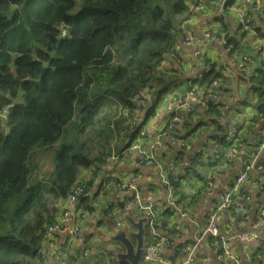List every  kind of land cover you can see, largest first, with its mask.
I'll list each match as a JSON object with an SVG mask.
<instances>
[{"label":"trees","instance_id":"1","mask_svg":"<svg viewBox=\"0 0 264 264\" xmlns=\"http://www.w3.org/2000/svg\"><path fill=\"white\" fill-rule=\"evenodd\" d=\"M194 1L0 0V264H41L46 226L81 171L134 125L141 91L153 109L180 83L167 52ZM255 69L245 83L264 119V68ZM218 78L209 65L198 87L210 92ZM224 105H204L218 126Z\"/></svg>","mask_w":264,"mask_h":264},{"label":"crops","instance_id":"2","mask_svg":"<svg viewBox=\"0 0 264 264\" xmlns=\"http://www.w3.org/2000/svg\"><path fill=\"white\" fill-rule=\"evenodd\" d=\"M251 4L243 6L241 2L244 10L251 11L256 26L260 28L257 39L241 29L231 11L226 10L221 15L225 8H220L218 0L205 3V7L196 13L189 25L195 37L194 42L183 46L178 39L173 46L175 57L166 63L179 70L180 83L173 86L155 108L144 106L133 117L134 125L129 121L128 131L123 127L108 154L114 156V172L123 177L136 176L144 199L150 201L157 212L158 229L172 240L163 254L175 258L177 263L255 264L258 261L264 264V250L258 252L257 249V238L264 227V119L257 112L252 113L256 97L245 83L256 67L262 65L264 68V0H253ZM206 29L225 33L233 49L227 52L218 43L205 41L203 32ZM241 55H250L253 59L247 72L238 69ZM209 65L220 72L218 85L222 90L218 101L225 105L219 112V126L208 118L206 109L196 107L194 113L186 114L183 122L176 127L187 141L186 146L179 147L163 134V128L171 117L166 102L171 97L182 98L189 88L197 87ZM145 98L151 102L149 95ZM235 125L240 136L249 140L251 146L247 156L242 155L239 160L224 165L222 155L226 145L230 144L226 136ZM139 128L145 134L143 143H154L160 162L165 167L173 166L171 192L152 166L144 165L136 152L128 150L130 139L140 137ZM257 146L261 147L258 159L262 167L249 172L251 181H245L233 189L234 202L219 212L217 226L222 240L218 246H214L205 230L207 216L218 194L231 190L235 175ZM104 173V163L91 165L81 171L79 182L86 184L89 191L79 198L78 206L92 211L93 215L69 219L61 225L47 239V252L42 264H56L57 258L63 264H73L82 249L91 250L90 260L84 264H95L97 260L100 262L101 255H114L112 264H120V261L128 264L125 260H117L116 254L124 251V248L110 238L116 229L134 231L124 219V212H128L135 220L145 214L127 210L124 197ZM211 174L214 175V185L207 188L205 181ZM242 193H246L249 199L241 198ZM240 206L246 209L245 217ZM73 221L81 224V232L76 239L69 232ZM117 222L121 224L117 225ZM145 226L146 243H151L152 229ZM245 235L250 239L243 238ZM181 247H187V251L179 253ZM224 249L233 258L227 257ZM142 263L149 264L143 260Z\"/></svg>","mask_w":264,"mask_h":264},{"label":"built area","instance_id":"3","mask_svg":"<svg viewBox=\"0 0 264 264\" xmlns=\"http://www.w3.org/2000/svg\"><path fill=\"white\" fill-rule=\"evenodd\" d=\"M208 0H195L194 2H190L188 5V9L186 15L181 19L178 24V39L180 40V44L183 46L190 45L194 42L195 37L190 29L189 25L194 19L197 12L201 11L205 7V3ZM228 0H218L220 8L224 9L225 4ZM253 0H241L244 5H252ZM243 6L237 10L234 14V17L237 21H241V29L246 32L248 35L252 36L253 38L257 39V26L254 21V17L249 10H244ZM227 35L225 33L212 31L206 29L203 32V39L205 41H213L221 45L227 52L231 51V46L227 44ZM175 57V51L171 50L167 52V59H172ZM251 57L242 58L240 57L241 61L250 60ZM250 67L243 68L240 70L241 72H247ZM211 87L214 90L207 92L205 88L199 87H191L189 88L182 98L180 97H171L166 102V109L171 114L169 121L163 128V134L168 136L169 139L175 143L179 147H184L187 144V141L184 137H182L179 132L177 131L176 127L178 124L183 122V116L190 113L193 107L196 105L198 107L204 108V105H207V101L209 98L217 100L219 99L220 89L218 85V81H213ZM146 91L144 89L142 92ZM141 92V93H142ZM140 93V94H141ZM137 98V106L133 110V115H137L143 105H145L146 101L145 98L140 95ZM234 127V126H232ZM231 127V128H232ZM235 132L238 134L236 135L230 142L234 141V143H230L229 147L230 150L224 151V165L227 163L233 162L234 160H239L242 155L247 156V151L251 146V143L247 139L241 140L239 137V130L235 129ZM140 137L133 140L128 150L132 152H136L140 158L141 163L147 166H152L159 174L162 183L169 189L171 192L172 187V180H171V173L173 171L172 165H166V167L160 162V160L156 156L155 152V144H146L143 143L144 132L141 130L139 133ZM260 146H257L255 152L250 154L249 159L243 162L242 167L237 172L238 177L236 180V187H239L245 181H251L249 178V172L255 168H261V164L259 163V153H260ZM114 156H106L104 158V168H105V176L109 178L117 191L124 197L125 201V208L127 210H134L137 213L145 214L146 221L145 224L152 229L157 224L156 216L157 212L153 208V204L145 200L141 190L137 184V178L134 175H128L126 177L121 176L113 171L112 162ZM102 163V164H103ZM98 166L99 164L96 163ZM252 183V182H251ZM214 185V175L211 174L205 181V186L210 188ZM89 191L88 186L84 183H75L73 184L67 195L62 203L61 210L56 216V219L48 224L45 229V238L43 241V248H42V257H41V264L45 261L46 252L45 251V244L47 239L61 226L64 225L69 219L76 218L83 219L85 217H92L93 212L82 207L78 206L79 198L85 195ZM241 198L248 200L249 196L246 193L241 194ZM234 202V197L232 194L226 193L220 195V201L218 202L215 210H213L207 217L206 221V232L211 236L212 244L214 246H218L221 242V236L219 235V230L217 226V218L218 212H220L225 206H230ZM238 205V204H236ZM243 211V217L246 215V209L243 206L239 207ZM120 222H117V225H120ZM69 232L73 238H78L81 232V224L79 222L73 221L72 225L70 226ZM261 234H264V227ZM153 242L147 243L144 246V250L142 253V260L147 263H155V264H185L184 262L177 263L175 258H168L164 256L163 251L166 247L172 244V240L168 235L160 230L154 232L153 235ZM245 239H250L248 235L243 236ZM264 244V243H263ZM90 249H82L79 254L77 260L73 264H84L85 262L90 260ZM187 251V247H183V249L179 252ZM224 253L227 257L233 258L230 252L224 249ZM176 258H178V254H176ZM100 263L99 264H112L114 261V255L100 256ZM56 264H63L59 258H57Z\"/></svg>","mask_w":264,"mask_h":264},{"label":"water","instance_id":"4","mask_svg":"<svg viewBox=\"0 0 264 264\" xmlns=\"http://www.w3.org/2000/svg\"><path fill=\"white\" fill-rule=\"evenodd\" d=\"M123 217L134 231L127 232L123 229H116L115 234L111 236V240L119 242L124 248V251L116 254L117 260H125L129 264H143L141 261L145 244V232L147 230L144 224L146 217H140L135 220L128 212H124Z\"/></svg>","mask_w":264,"mask_h":264},{"label":"bare ground","instance_id":"5","mask_svg":"<svg viewBox=\"0 0 264 264\" xmlns=\"http://www.w3.org/2000/svg\"><path fill=\"white\" fill-rule=\"evenodd\" d=\"M240 7H241V0H237L236 3L232 4L231 6H229V7H227V8H228V10L231 11L232 14L234 15ZM224 10H225V9H224ZM224 10L222 11V13L224 12ZM237 23H238L239 26L241 27V25H242L241 21H237ZM221 33H223V32H221ZM241 56H242V58L251 57L250 55H241ZM252 61H253V59H252V57H251L250 60H246V61H241V62H239L238 69H239V70H242L243 68L245 69V68H247V67H251V63H252ZM236 127H237V126L235 125V126L232 127L231 129H229V138H228L229 140H232L236 135H238V134L235 132ZM231 143H234V141H232ZM228 150H230V147H229V149H227V151H228ZM237 177H238V174L235 175V178H234L233 183H232L231 190H229V191H225V192H220V193L218 194V196H217V200L215 201V204H214L213 209L211 210V212H212L213 210H215V208H216L218 202L220 201V195H222V194H226V193H229V194H232V195H233V193H234V190H233V189H235V187H236V180H237ZM211 212H210V213H211ZM210 213H209V214H210ZM209 214H208V215H209ZM218 214H219V212H218ZM207 217H208V216H207ZM157 231H159V229H158V226L155 225L154 228H153V231H152V236L154 235V232H157ZM144 239H145V238H144ZM258 241H259V242H258ZM257 242H258L257 249H258V250L264 249V244H263V243H264V234H261V236H259V238H257ZM144 243L147 244V243H146V239L144 240ZM148 243H149V242H148ZM182 249H183V247L179 248L178 252H180ZM141 262H142V261H141ZM127 263H128V262H127ZM128 264H129V263H128Z\"/></svg>","mask_w":264,"mask_h":264},{"label":"clouds","instance_id":"6","mask_svg":"<svg viewBox=\"0 0 264 264\" xmlns=\"http://www.w3.org/2000/svg\"><path fill=\"white\" fill-rule=\"evenodd\" d=\"M186 12H187V11H186ZM168 60H170V59H168ZM168 60H167V61H168ZM215 81H219V79H218V80H215ZM197 87H198V86H197ZM220 88H221V87L219 86V89H220ZM145 89H146V91L142 92V91L144 90V89H143V90L141 91L142 93H141L140 95H142L144 98H145L146 95H149V96L151 97V95H150L148 89H147V88H145ZM167 93H168V92H167ZM219 96H220V94H219ZM217 100H218V99H217ZM145 101H146V103H145V105H143V107L146 106V105H149V104H150V100H149V99H146V98H145ZM143 107H142V108H143ZM3 114H4V117L2 116ZM6 114H7L6 109L0 110V119H4V118H6ZM134 116H136V115H133V117H134ZM140 131H141V129H140ZM140 131H139V133H140ZM132 141H133V140H132ZM132 141H131V142H132ZM129 145H130V144H129ZM128 147H129V146H128ZM105 157H106V156H105ZM103 161H104V159H103ZM101 164H102V163H101ZM143 250H144V249H143Z\"/></svg>","mask_w":264,"mask_h":264},{"label":"rangeland","instance_id":"7","mask_svg":"<svg viewBox=\"0 0 264 264\" xmlns=\"http://www.w3.org/2000/svg\"><path fill=\"white\" fill-rule=\"evenodd\" d=\"M2 116L4 117V114ZM223 161H224V159H223Z\"/></svg>","mask_w":264,"mask_h":264},{"label":"flooded vegetation","instance_id":"8","mask_svg":"<svg viewBox=\"0 0 264 264\" xmlns=\"http://www.w3.org/2000/svg\"><path fill=\"white\" fill-rule=\"evenodd\" d=\"M245 139V138H244ZM124 203H125V201H124Z\"/></svg>","mask_w":264,"mask_h":264}]
</instances>
